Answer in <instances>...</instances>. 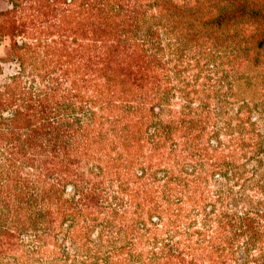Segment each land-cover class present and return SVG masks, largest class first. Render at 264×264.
I'll use <instances>...</instances> for the list:
<instances>
[{"label":"trees","instance_id":"obj_1","mask_svg":"<svg viewBox=\"0 0 264 264\" xmlns=\"http://www.w3.org/2000/svg\"><path fill=\"white\" fill-rule=\"evenodd\" d=\"M7 1L0 264H264V210L228 207L245 175L264 193V134L208 103L264 49V0Z\"/></svg>","mask_w":264,"mask_h":264},{"label":"rangeland","instance_id":"obj_2","mask_svg":"<svg viewBox=\"0 0 264 264\" xmlns=\"http://www.w3.org/2000/svg\"><path fill=\"white\" fill-rule=\"evenodd\" d=\"M22 5L24 6L25 10L23 15H25V19L21 20L20 22L28 23L29 19L27 18V15L29 14L28 6H30L29 1H22ZM11 10V6L8 3L7 0H0V12H8ZM21 16V12L16 10V13L10 14V16ZM2 20L0 18V27L2 26ZM13 38L0 35V58L3 57V54L5 52V49L8 47L10 41ZM16 41H20V38H14ZM223 62H227V67L225 68V72L230 75V78L232 82L230 91H227L226 87H223L220 93L226 92L228 97L226 98L227 102L216 104L215 102V96L210 95V99L208 100L209 103V109H213V119L215 122V126L221 128V124L224 122H230V120L234 119V116L236 113L240 114L243 113L246 108H238L240 106V103L242 101L247 103V106L255 110L256 112L260 111V115L256 114L253 110H251V121H255L256 128L261 134H264V109H261V106L264 105V49L259 51V56L256 59V62H252L251 60H243V57L240 56L238 58H229L226 60L225 58L222 59ZM16 71V65L11 62H4L0 64V85L4 82L6 77L11 76ZM193 73L192 70H187L185 73L189 76ZM229 78V79H230ZM188 81V78L186 79ZM176 81L174 80L173 83ZM192 86L189 85L188 89H191ZM197 97V96H196ZM189 98L193 99V105L197 104V101L194 100L195 96L190 94ZM255 104H262L260 107L255 106ZM254 105V107H253ZM176 108V107H175ZM178 108V107H177ZM176 108V109H177ZM222 130H219L218 137L220 140H223V136L221 135ZM212 142V141H211ZM180 163H183L181 165L178 163L179 168H183L184 170H189L190 166L193 162H190L187 160H179ZM254 165L247 164L245 168H249L250 166ZM264 172V160H263V166L258 170L257 173ZM160 175V173H157ZM249 175H245L244 180L242 183L244 186L242 188H239L238 186H230L233 193V199L229 202L228 207L232 209L235 212H242L243 210H264V193H261L258 195L256 188L250 187L253 184V181H248ZM257 180L259 181V184L264 188V176L260 178V176L255 175ZM255 178V179H256ZM110 189L113 190V184L110 182H106ZM227 182H225L221 178H214L212 182H210L209 189L212 190L214 193L219 190V188L222 187V189L227 192L230 190L229 184L226 185ZM131 185V184H130ZM67 196V193H66ZM97 231H94L92 234V238L94 239V245L96 248L103 250L107 247L101 246L99 242L96 241V233ZM123 236H120L121 239ZM117 242L115 243V245ZM3 264H15L11 260L3 261ZM45 264H59L57 261H51L47 262Z\"/></svg>","mask_w":264,"mask_h":264}]
</instances>
